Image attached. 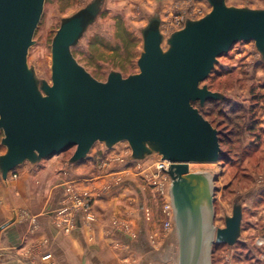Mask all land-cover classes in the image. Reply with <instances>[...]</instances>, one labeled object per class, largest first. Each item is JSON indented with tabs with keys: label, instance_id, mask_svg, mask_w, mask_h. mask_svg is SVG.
Segmentation results:
<instances>
[{
	"label": "water",
	"instance_id": "1",
	"mask_svg": "<svg viewBox=\"0 0 264 264\" xmlns=\"http://www.w3.org/2000/svg\"><path fill=\"white\" fill-rule=\"evenodd\" d=\"M46 1L0 0V131L6 149L0 155L1 178L6 181L26 163L37 166L70 150L68 165H76L96 144L111 150L127 143L133 162L159 156L169 162L179 264H211L213 245L238 244L243 207L236 200L225 227L215 228L214 179L190 168L216 164L222 155L219 131L200 108L227 96L202 84L238 43L253 42L264 64V9L206 0L211 11L187 18L169 37L161 32L158 9L140 30L139 73L124 77L111 71L103 82L73 53L103 12L106 0H92L61 19L48 81L28 63Z\"/></svg>",
	"mask_w": 264,
	"mask_h": 264
},
{
	"label": "rangeland",
	"instance_id": "2",
	"mask_svg": "<svg viewBox=\"0 0 264 264\" xmlns=\"http://www.w3.org/2000/svg\"><path fill=\"white\" fill-rule=\"evenodd\" d=\"M91 1H46L41 22L34 36L35 45L31 47L28 55L29 65L35 67L40 78L48 81L51 79V45L56 31L60 27L61 19L72 16ZM227 5L264 9V0H227ZM158 9L161 10V32L165 37L170 23L177 16H190L193 10H202L205 15L211 11L206 0H106L103 12L96 23L88 29L80 44L74 48V56L99 81L105 82L111 71H118L124 77L139 73L137 61L143 49L140 30L147 25V18ZM163 46L167 48L166 43ZM218 61L210 77L202 85H207L213 91L228 96L233 100L234 107L242 108L237 116H240L239 118L243 115L246 117L243 121V119L236 120L237 117L234 116L231 119L233 124H230L228 120V123H225L228 126L225 127L224 125L221 128L230 132L234 131L233 143L221 147L227 152L228 161L222 160L216 164L191 165L190 168L195 173H203L214 179V227L223 228L225 227V217L232 215L233 203L236 200L245 202L250 199L252 192L264 193L263 178H255V173L260 170L253 167L254 161L260 160V155L256 154L254 159L244 157L245 152L252 149L250 147L252 146V138L249 135L248 126L254 121L251 115L253 112H256L255 119L258 118L259 120L258 128L264 132V128L260 127L262 123L260 115L264 116V64L253 42L236 44L229 53L220 57ZM261 98H263L262 101L255 105V100ZM224 108L226 107L219 105L215 115L210 117L216 125H219L223 120V117L217 115L218 111L225 110ZM211 109V106H207L203 112L209 114ZM225 113L223 114L225 115ZM238 132L240 136L235 138ZM2 137L3 133L1 132L0 155L6 152L5 147L1 145ZM263 140L262 137V145ZM127 146L128 144L121 143L108 150L103 144H96L92 152L103 151L111 158L114 155H125ZM73 153L74 150L63 153L61 155L62 160H69ZM159 159V156H153L140 162V164L148 168ZM113 162L118 163V161ZM16 170L18 172V169ZM141 179L140 183L146 188L144 193L147 197V210L149 211L148 214L146 210V215L144 219L141 216V220L157 235L156 238L154 237L153 243L162 240H167L168 245L173 243L175 247L173 255L171 253L169 255L164 254V257L169 262H172L173 259L174 264L175 262L179 264L180 248L175 222L172 229L165 230L166 215L162 212L164 199L156 191L153 192L154 187L147 182L145 177L141 176ZM70 190L78 193L76 190ZM258 203L255 201L252 207L255 208ZM246 208L248 212L250 207L247 205ZM64 209L62 208L60 211L62 212ZM231 250L225 245H213L211 264H223L222 259L230 257ZM237 254H239L237 255L239 258L240 253ZM233 256L230 260L231 263L228 262V264H236L237 258L235 255Z\"/></svg>",
	"mask_w": 264,
	"mask_h": 264
},
{
	"label": "crops",
	"instance_id": "3",
	"mask_svg": "<svg viewBox=\"0 0 264 264\" xmlns=\"http://www.w3.org/2000/svg\"><path fill=\"white\" fill-rule=\"evenodd\" d=\"M94 154L73 166L61 154L37 166L24 164L6 181L0 176V227L10 223L0 233V264H174L164 257L173 255V243H153L157 235L141 220L148 208L146 188L140 183L146 167L111 162L101 169ZM259 155L255 178L264 180V143ZM70 189L93 198L95 220L87 223L79 213L76 227L65 234L55 220L69 203ZM255 201L259 203L253 208ZM242 207L240 248H231L222 263H231L240 253L236 264H264V249L257 246L264 238V193L252 192ZM47 255L51 257L44 259Z\"/></svg>",
	"mask_w": 264,
	"mask_h": 264
},
{
	"label": "built area",
	"instance_id": "4",
	"mask_svg": "<svg viewBox=\"0 0 264 264\" xmlns=\"http://www.w3.org/2000/svg\"><path fill=\"white\" fill-rule=\"evenodd\" d=\"M204 16L205 13H203L202 10H193L190 13V16L187 17L177 16L174 21L170 23L166 37H169L175 31L181 30L184 27L185 20L187 18L196 20ZM130 154L131 149L128 145L125 155H114V157L109 158V155H106L105 152L101 151L97 153L95 152L92 159L97 160L101 168L103 169L108 168V166L113 161H118V163L124 165L125 167L130 166L132 163H140L131 161ZM168 168L169 162L159 159L152 166L145 168L146 172L143 176L145 177L147 182L154 187L156 193L164 199L162 212L166 215V220L164 222V228L166 231L172 229L175 221V213L170 196L171 180L166 174ZM11 176L16 177V174L10 173L9 177ZM68 201L69 204L64 207L65 209L62 212L60 211L55 220V224L58 228H60V230H62V232H64L65 234L71 233V231L76 227L77 224L75 216L79 213L82 214L84 220L87 223L94 222L95 215L93 212V198L91 196L78 194L72 190H69ZM147 213L149 214L148 210ZM257 246L264 249V238H260L257 240ZM50 257V255H47L44 259H49ZM261 257L262 260H264V253H262Z\"/></svg>",
	"mask_w": 264,
	"mask_h": 264
},
{
	"label": "trees",
	"instance_id": "5",
	"mask_svg": "<svg viewBox=\"0 0 264 264\" xmlns=\"http://www.w3.org/2000/svg\"><path fill=\"white\" fill-rule=\"evenodd\" d=\"M212 90V89H211ZM213 91V90H212ZM263 98L261 99H258V100H255L256 104L255 105H258V103H260L262 101ZM233 100H231L230 98H227L225 100H222V101H209L206 103L205 107H209L211 106L212 109L210 110L209 114H206L203 112V109L205 108H200L198 104H195L196 107H199L200 108V112L203 114V116L213 125V127H215L218 131H219V140H220V143H221V147H223L224 145H228V144H232L233 142V132H230L229 130L227 129H221L224 125L225 127H227L228 125H226L225 123H228V120H229V123L230 124H233L234 122L231 120L232 117H237V119H243V121L245 120V117L246 116H241V118H239L240 116H237L239 115L238 113H240V110H242L241 107H238V106H235V104H233L232 102ZM219 105H222V106H225L226 108H224L225 110H220L218 111V115L217 116H221L223 117V120L222 122H220L219 125H216L214 121H212L210 119L211 116L215 115L216 113V110H217V107ZM228 109V110H227ZM224 112L225 115L223 114ZM252 112V111H251ZM250 112V113H251ZM255 113L256 112H253L252 115V119L254 120L250 126H248V132H249V135L251 136L252 138V146H250L252 149L251 150H247L245 153V158H250L252 157V159L255 158V155L256 154H259L260 150H261V147H262V143H261V140H262V137L264 136V132L261 131L259 128H258V118L255 119ZM235 120V119H233ZM237 128H239L237 126ZM241 132V130H240ZM1 133V131H0ZM240 136V133L238 132V134L235 135V138L236 137H239ZM222 149V148H221ZM229 159V157L227 156V152H225L223 149H222V155H221V160H227ZM68 160V159H67ZM228 161V160H227ZM221 246V245H219ZM224 246V245H223ZM226 246V245H225ZM237 247H238V244H237ZM240 248V246L238 247Z\"/></svg>",
	"mask_w": 264,
	"mask_h": 264
}]
</instances>
